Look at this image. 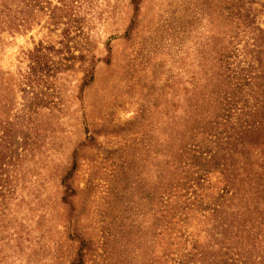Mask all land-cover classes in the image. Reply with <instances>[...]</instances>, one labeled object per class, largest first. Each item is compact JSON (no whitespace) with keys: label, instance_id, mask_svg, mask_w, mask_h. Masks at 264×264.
Listing matches in <instances>:
<instances>
[{"label":"rangeland","instance_id":"rangeland-1","mask_svg":"<svg viewBox=\"0 0 264 264\" xmlns=\"http://www.w3.org/2000/svg\"><path fill=\"white\" fill-rule=\"evenodd\" d=\"M78 1L73 15L59 10L54 19L50 11L58 0L31 1L29 28L2 33L7 91L12 89L16 104L22 95L31 97V145H24L15 176L18 195L10 204L22 236L21 255L12 264H68L77 243L67 238V216L77 220L91 247L107 231L103 263L160 264L158 243L126 239L131 224L138 235L144 232L146 143L158 137L165 113H173L177 82L190 69L193 52L206 50L211 38L220 42L222 16H209L224 0ZM29 49L31 94L14 77L26 68L23 52ZM85 68L92 75L86 83ZM73 164L72 205H62L59 178Z\"/></svg>","mask_w":264,"mask_h":264},{"label":"trees","instance_id":"trees-1","mask_svg":"<svg viewBox=\"0 0 264 264\" xmlns=\"http://www.w3.org/2000/svg\"><path fill=\"white\" fill-rule=\"evenodd\" d=\"M31 1L0 0V43L2 33L29 28ZM58 3L51 19L59 10L69 18L81 5ZM211 11L218 13L211 19L222 16V38L193 52L190 69L177 82L173 113H165L158 137L147 140L150 165L140 198L144 232L138 235L131 224L126 239L158 243L160 264H264V0H224L223 8ZM23 55L27 65L13 74L15 85L31 94V49ZM6 73L0 70V264L21 255L22 236L13 226L10 204L18 195L15 176L24 145L27 140L31 145V97L22 95L16 104ZM91 77L85 68V83ZM74 167L59 178L62 205H72ZM67 222V238L77 243L68 264L93 257L105 264L107 231L103 228L100 244L91 247L77 231V220L67 216ZM122 226L120 221L114 229L120 232Z\"/></svg>","mask_w":264,"mask_h":264}]
</instances>
